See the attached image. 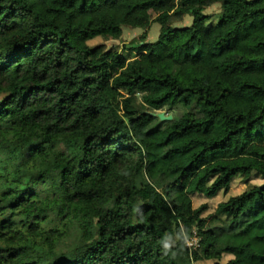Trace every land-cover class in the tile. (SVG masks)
Returning <instances> with one entry per match:
<instances>
[{"label": "trees", "instance_id": "16d2710c", "mask_svg": "<svg viewBox=\"0 0 264 264\" xmlns=\"http://www.w3.org/2000/svg\"><path fill=\"white\" fill-rule=\"evenodd\" d=\"M0 92V264H264V0H0Z\"/></svg>", "mask_w": 264, "mask_h": 264}, {"label": "rangeland", "instance_id": "374dc122", "mask_svg": "<svg viewBox=\"0 0 264 264\" xmlns=\"http://www.w3.org/2000/svg\"><path fill=\"white\" fill-rule=\"evenodd\" d=\"M205 12L206 13L209 12V14L211 15V18H210L211 21H215V17L218 14L217 12H219V5L218 4L211 5L210 8L205 10ZM190 23H191V16L189 14H187L181 22H176L175 26H185V25H189ZM132 28H134V29L129 28V26H123L122 27V31H123L122 35L119 36L118 38L112 37L108 34H102V35L95 36L92 39H89L87 41V44L89 46H93L96 44H102L105 48H113V49H116L118 51H123V46H124V48H126V47L130 46L131 44L138 42L139 39H141L140 33L143 32L142 29L140 27H132ZM160 31H161V25L158 22L150 23L148 26V36H147L148 38H146V39H149L150 41H157L159 38V35H160ZM212 34H215V32H213ZM157 48H158V52L160 53V55H162L164 53L162 48H160V47H157ZM204 60L206 61L207 59L204 58ZM4 96H5V94L0 92V100ZM136 100L140 101V95L139 94L136 95ZM182 111H183V109L180 106L174 107V108L163 107L162 109H159V110H153V112H155V113L164 112L165 114H167V115L170 114L173 117H177L180 113H182ZM120 113L123 116L126 115V113L123 111H121ZM260 182H262V180L260 178L256 177L255 175H252L247 180H245L244 177L236 176L232 180L229 191L226 194H224L223 192H219L217 195H215L214 197H210V198L206 197L202 194H199V193L191 194L192 205H193V207H198L200 204H203V203H205L207 205V208L202 213V216L207 219V222L209 225L212 221H214L213 216L215 214V208H216V205L220 201L225 200L230 194H237V193L241 192L242 190L247 188L248 185H250V184H258ZM40 190L43 191V196H48L47 194L50 192L48 190L42 189L41 187H40ZM54 195H56V193ZM53 224H55V222L50 223V224H45V225L51 226ZM76 226L72 227V229L70 231L72 233L68 237L66 236V237L60 238L56 241L55 244H56V247L58 249L69 250L73 247V243L78 239V234H76V231H78V228H76ZM186 239H190V237L188 236V237H186ZM232 257L233 256L231 254L225 253L221 256L220 259H202V260H199L198 262L202 263V264H213L214 262H218L219 264H225ZM240 264H253V263L240 262Z\"/></svg>", "mask_w": 264, "mask_h": 264}, {"label": "built area", "instance_id": "2783aa9c", "mask_svg": "<svg viewBox=\"0 0 264 264\" xmlns=\"http://www.w3.org/2000/svg\"><path fill=\"white\" fill-rule=\"evenodd\" d=\"M189 237H190V239H186L185 240L186 241L185 245L188 247V249L190 251H193V250H195V249H197L199 247V237H198L197 233L194 230H192V233H191V235Z\"/></svg>", "mask_w": 264, "mask_h": 264}, {"label": "water", "instance_id": "95a60500", "mask_svg": "<svg viewBox=\"0 0 264 264\" xmlns=\"http://www.w3.org/2000/svg\"><path fill=\"white\" fill-rule=\"evenodd\" d=\"M151 114L157 116L160 121H162V120H170V119L173 118L172 115H170V114L167 115L164 112H157V113L151 112Z\"/></svg>", "mask_w": 264, "mask_h": 264}, {"label": "clouds", "instance_id": "9594fccd", "mask_svg": "<svg viewBox=\"0 0 264 264\" xmlns=\"http://www.w3.org/2000/svg\"><path fill=\"white\" fill-rule=\"evenodd\" d=\"M164 247H165V249H167V248L169 247V245L166 243V244L164 245Z\"/></svg>", "mask_w": 264, "mask_h": 264}]
</instances>
